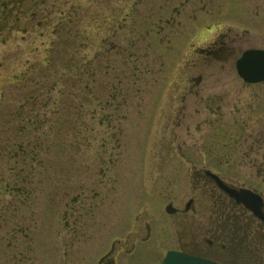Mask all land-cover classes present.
Returning <instances> with one entry per match:
<instances>
[{"label":"rangeland","instance_id":"1","mask_svg":"<svg viewBox=\"0 0 264 264\" xmlns=\"http://www.w3.org/2000/svg\"><path fill=\"white\" fill-rule=\"evenodd\" d=\"M221 32L232 55L197 61ZM249 48L264 0H0V264H97L147 220L160 264L198 169L256 174L233 101L200 99L252 93Z\"/></svg>","mask_w":264,"mask_h":264},{"label":"flooded vegetation","instance_id":"2","mask_svg":"<svg viewBox=\"0 0 264 264\" xmlns=\"http://www.w3.org/2000/svg\"><path fill=\"white\" fill-rule=\"evenodd\" d=\"M210 35L203 36V41L208 40ZM224 35L221 32L211 36L213 38L204 47L199 45L197 61L213 57L227 60L233 49L224 40ZM244 84L251 86L249 90L254 95L247 93L244 98L233 92L228 99V95L218 93L202 95L200 99L204 108L213 111V114L224 113L223 103L233 101L229 113L234 111L242 114L240 119L234 121L241 123L238 128L244 137L241 138L250 141L231 142L243 146L244 153L239 156L250 162L248 164L255 169V176L252 171L236 175L228 169L203 166L196 171L195 182L189 186L190 194L186 200L179 206L174 205V199L168 203L174 207L169 216H174L172 222L178 228L177 245L171 249L211 264H264V81ZM214 105L217 106L216 112L212 109ZM234 121L231 118L220 125L227 126V123L234 124ZM253 121L258 123L257 129ZM238 129L235 126V133H238ZM131 232L132 235L128 237ZM126 234L124 242L118 240L112 245V251L102 256V264L113 260L115 251L119 253L123 250L128 254V264L143 260L148 264L152 261V256L148 254L149 243L155 235L152 222L147 220L144 225L135 224L133 231ZM139 255L147 256L141 260ZM155 259L156 256L154 262ZM114 262L118 264V261Z\"/></svg>","mask_w":264,"mask_h":264},{"label":"water","instance_id":"3","mask_svg":"<svg viewBox=\"0 0 264 264\" xmlns=\"http://www.w3.org/2000/svg\"><path fill=\"white\" fill-rule=\"evenodd\" d=\"M239 74L248 82H259L264 80V50H247L237 61ZM247 196V195H246ZM167 210L173 211L171 205ZM109 264H114L113 262ZM164 264H211L210 262L193 258L178 251H169L165 257Z\"/></svg>","mask_w":264,"mask_h":264},{"label":"trees","instance_id":"4","mask_svg":"<svg viewBox=\"0 0 264 264\" xmlns=\"http://www.w3.org/2000/svg\"><path fill=\"white\" fill-rule=\"evenodd\" d=\"M54 55V54H53ZM73 56V55H72ZM72 56L70 57V61H72ZM54 57V56H53ZM55 57H58V55H55ZM88 71H89V67H88V69H87ZM93 75H94V69H93Z\"/></svg>","mask_w":264,"mask_h":264}]
</instances>
